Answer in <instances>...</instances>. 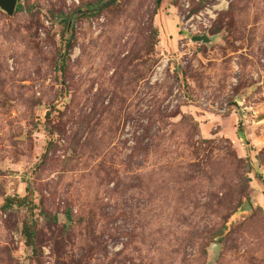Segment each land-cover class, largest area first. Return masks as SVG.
I'll return each instance as SVG.
<instances>
[{
  "label": "rangeland",
  "instance_id": "obj_1",
  "mask_svg": "<svg viewBox=\"0 0 264 264\" xmlns=\"http://www.w3.org/2000/svg\"><path fill=\"white\" fill-rule=\"evenodd\" d=\"M16 6L0 11V264H264V0H232L207 45L177 32L179 0Z\"/></svg>",
  "mask_w": 264,
  "mask_h": 264
},
{
  "label": "built area",
  "instance_id": "obj_2",
  "mask_svg": "<svg viewBox=\"0 0 264 264\" xmlns=\"http://www.w3.org/2000/svg\"><path fill=\"white\" fill-rule=\"evenodd\" d=\"M232 0H207L201 8H199L195 13H190L189 8V0H179V4L182 8L179 13L177 20L179 28L177 32L180 34H184L187 38H182V40L191 41L190 38L195 35H201L206 32V29L210 27L211 21L217 15L218 12L222 11L226 8V6ZM197 3L198 0H195ZM263 63V60H261ZM170 63V58L166 55L162 54L159 56V59L155 66L152 69V73L149 77V82L154 83L158 82L163 78L164 70ZM233 73L236 72V68L232 66ZM233 83L234 79L231 80ZM185 100L184 96L178 92L177 88L171 90V93L166 97L165 104H168V108L172 109L175 106L180 105L181 101ZM207 105L215 110H218L219 113H224L226 111V104L221 103L219 106L215 107V105L211 106L207 103Z\"/></svg>",
  "mask_w": 264,
  "mask_h": 264
},
{
  "label": "water",
  "instance_id": "obj_3",
  "mask_svg": "<svg viewBox=\"0 0 264 264\" xmlns=\"http://www.w3.org/2000/svg\"><path fill=\"white\" fill-rule=\"evenodd\" d=\"M107 2L100 4L99 7H103ZM16 0H0V11L7 16H11L14 12ZM191 40L194 42L202 43L207 45L211 42V37L206 35L192 36ZM210 249L214 254L218 253V245L216 243L211 244Z\"/></svg>",
  "mask_w": 264,
  "mask_h": 264
},
{
  "label": "trees",
  "instance_id": "obj_4",
  "mask_svg": "<svg viewBox=\"0 0 264 264\" xmlns=\"http://www.w3.org/2000/svg\"><path fill=\"white\" fill-rule=\"evenodd\" d=\"M158 3H159V0H156V4H158ZM17 10H19V6H16L14 8V11H17ZM10 204H11V200L9 198H6L5 201H4V204H3L2 208L5 209V208L9 207ZM24 235H25V237L27 239H29V237H30V233L29 232H27V231L24 232Z\"/></svg>",
  "mask_w": 264,
  "mask_h": 264
},
{
  "label": "crops",
  "instance_id": "obj_5",
  "mask_svg": "<svg viewBox=\"0 0 264 264\" xmlns=\"http://www.w3.org/2000/svg\"><path fill=\"white\" fill-rule=\"evenodd\" d=\"M168 35V34H167ZM170 35H168V37H169ZM171 37H173V36H171Z\"/></svg>",
  "mask_w": 264,
  "mask_h": 264
}]
</instances>
